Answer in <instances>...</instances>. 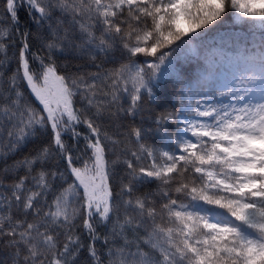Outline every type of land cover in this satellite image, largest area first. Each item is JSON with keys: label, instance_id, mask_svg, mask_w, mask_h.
Returning a JSON list of instances; mask_svg holds the SVG:
<instances>
[{"label": "snow or ice", "instance_id": "6c2138e0", "mask_svg": "<svg viewBox=\"0 0 264 264\" xmlns=\"http://www.w3.org/2000/svg\"><path fill=\"white\" fill-rule=\"evenodd\" d=\"M21 10L44 33L37 52L31 33L19 30ZM0 16V68L18 32L20 43L16 72L0 73V162L38 133L52 134L35 154L0 168V245L11 250L10 264H78L85 248L78 222L90 264H264V39L219 93L233 98L229 104L209 103L198 85L176 78L173 110L154 118L160 147L142 142V127L116 138L100 123L135 120L144 97L155 102L157 82L173 75L176 56L199 55L193 42L226 18L264 29V0H4ZM117 51L127 63L103 72L61 71L56 60ZM206 61L214 67V54ZM77 97L84 108L75 107ZM82 124L87 134L77 130ZM69 134L86 141V159L73 156ZM53 160L65 171L49 167ZM146 183L155 190L137 194ZM109 223L102 236L98 228ZM101 239L104 251L95 247Z\"/></svg>", "mask_w": 264, "mask_h": 264}, {"label": "trees", "instance_id": "16d2710c", "mask_svg": "<svg viewBox=\"0 0 264 264\" xmlns=\"http://www.w3.org/2000/svg\"><path fill=\"white\" fill-rule=\"evenodd\" d=\"M4 0H0V6L3 5ZM20 22L19 30L20 32L29 31L31 35L29 36V43L32 46L31 51L37 52L44 37V33L37 28L36 25L32 24L30 17L21 10L20 13ZM0 19H3V16H0ZM264 39V29L254 27L247 23H242L235 21L233 18H226L222 23L218 24L214 28L205 32L197 41H194L193 44L198 50L199 55H194L192 52L180 53L173 60L174 73L172 76L160 80L157 82L158 92L155 102L148 101L147 97H144V111L140 113L135 120L124 119L120 121L104 119L101 121L102 130L106 131L110 136L116 138H125L123 133L127 132L132 126H139L145 130V138L142 141L148 145L154 147H160V140L162 137L156 135L152 130L155 128L154 118L163 111H171L172 105L169 103L170 100L175 102L176 93L173 92L172 83L176 81V78L179 77L181 80L188 78L191 83L198 85L195 91H205L206 85L204 80L201 78V73H208L209 65L206 61V57L211 55L214 48L224 47L227 49L242 50L245 56L252 55L256 53L261 45V41ZM20 47L19 43V32L16 33V44L9 45L7 48V60L4 63V66L0 68V73H2L5 78L11 76L16 72L18 68V49ZM15 54V55H14ZM5 57V52L0 51V59ZM215 57V56H214ZM58 65H60L61 71L69 72H80V73H96L103 72L105 70H111L115 67H118L122 63H127V59L121 57L120 53L117 51L114 55L110 56H98L95 61H92L87 56L81 58L79 53L76 52H64L59 54L56 57ZM137 63L143 62V58L136 61ZM36 65L34 64L33 67ZM245 62L239 61L233 67V69L226 68L228 72V79L230 80V86L233 83L234 77L240 76V74L245 70ZM255 71V69H253ZM27 92L26 87L23 88ZM224 99L220 98V103H223ZM33 103L39 107L38 102L33 98ZM130 103V97L127 94H122L120 98L121 106L127 108ZM86 101L80 100L79 97L76 98L75 107L84 108ZM94 111V109H93ZM120 125H123L121 127ZM78 131L87 134L88 129L85 125H80L77 129ZM175 125L172 124L168 127V131L174 132ZM51 130L46 132H40L35 137L31 138L26 144H24L19 150L14 154H11L6 161L0 162V168L4 167L5 163L11 165L14 161L22 159L24 156L35 154V151L42 147L44 144L50 142L51 139ZM64 140L69 144L73 145V156L80 155L82 158L86 159L90 155V150H86V141L83 138H80L78 141L71 138L70 134L64 136ZM130 147H137L134 139ZM107 159L114 160L115 155L109 153ZM147 159L144 163L147 164ZM59 163V171L64 172L66 164L63 160H53L48 165L53 167V165ZM79 166V164L77 165ZM37 167H39L37 165ZM53 170H56L53 168ZM115 175L111 177V183L113 185L114 191L118 190L120 184V177L124 174V165L118 164L114 169ZM24 172L20 171L19 175H23ZM11 177H9V180ZM60 181L56 183L54 189L50 192L48 196L49 202L58 194L61 186ZM71 183V180H69ZM63 187H67V184H63ZM156 185L154 183H146L139 188V193H146L154 191ZM127 197H125L126 199ZM80 225L77 228L76 235L81 237L82 243L85 245L84 250L81 252L80 260L78 264H90L87 245L90 243V240L87 235V230L82 227V223L78 222ZM111 229V223L105 226H100L98 231L103 236ZM141 236L144 235L143 232L140 233ZM131 235V234H130ZM95 247L98 250L104 251L105 246L103 240H98L95 243ZM147 251V248H145ZM10 253L11 250L0 245V264H10Z\"/></svg>", "mask_w": 264, "mask_h": 264}, {"label": "rangeland", "instance_id": "374dc122", "mask_svg": "<svg viewBox=\"0 0 264 264\" xmlns=\"http://www.w3.org/2000/svg\"><path fill=\"white\" fill-rule=\"evenodd\" d=\"M229 59L220 56L219 59L215 60V66L209 68V79L205 80L206 85L205 91H200L203 94V98L207 99L209 103H220V98H223L224 101L222 104H229L232 101L231 96H221L219 93L227 92L225 85H230V81L227 78L228 72H226L222 66L229 65ZM222 65V66H221ZM201 96H197L196 99H201Z\"/></svg>", "mask_w": 264, "mask_h": 264}]
</instances>
